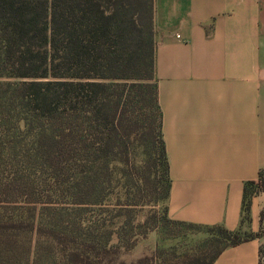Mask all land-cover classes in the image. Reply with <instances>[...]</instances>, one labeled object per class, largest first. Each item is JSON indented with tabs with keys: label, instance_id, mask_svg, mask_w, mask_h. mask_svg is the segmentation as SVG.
Returning a JSON list of instances; mask_svg holds the SVG:
<instances>
[{
	"label": "trees",
	"instance_id": "1",
	"mask_svg": "<svg viewBox=\"0 0 264 264\" xmlns=\"http://www.w3.org/2000/svg\"><path fill=\"white\" fill-rule=\"evenodd\" d=\"M155 67L154 0H0V264H106L126 240L103 221L107 176L128 178L136 143L163 167L168 220L211 232L209 264L261 236L169 218ZM262 193L264 169L245 183L242 225Z\"/></svg>",
	"mask_w": 264,
	"mask_h": 264
},
{
	"label": "crops",
	"instance_id": "2",
	"mask_svg": "<svg viewBox=\"0 0 264 264\" xmlns=\"http://www.w3.org/2000/svg\"><path fill=\"white\" fill-rule=\"evenodd\" d=\"M154 26L169 218L258 233L264 193L242 220L264 169V0H154ZM261 246L264 233L213 264H259Z\"/></svg>",
	"mask_w": 264,
	"mask_h": 264
},
{
	"label": "rangeland",
	"instance_id": "3",
	"mask_svg": "<svg viewBox=\"0 0 264 264\" xmlns=\"http://www.w3.org/2000/svg\"><path fill=\"white\" fill-rule=\"evenodd\" d=\"M148 150L152 152V158L144 164L145 151L137 143L132 146L125 184L123 180L119 182L122 176H107L112 182L106 185L103 193L107 205L103 221L108 232L113 234L111 243H116L118 233L126 240L120 243L118 251L102 253L97 261L103 260L106 264H139L141 261L145 264H209L215 251L211 232L168 220L166 202H157L165 193L164 170L159 162H155L154 149L149 147ZM146 171L152 172L146 179L147 184L141 181L148 175ZM98 208L93 207L94 210ZM260 232L263 234L264 228H260ZM135 241V245L128 248L127 244ZM62 250L60 244L51 249L54 257ZM46 261L41 264H47Z\"/></svg>",
	"mask_w": 264,
	"mask_h": 264
}]
</instances>
